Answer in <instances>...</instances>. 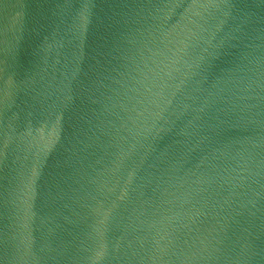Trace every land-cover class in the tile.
Wrapping results in <instances>:
<instances>
[{"label": "water", "instance_id": "obj_1", "mask_svg": "<svg viewBox=\"0 0 264 264\" xmlns=\"http://www.w3.org/2000/svg\"><path fill=\"white\" fill-rule=\"evenodd\" d=\"M0 264H264V0H0Z\"/></svg>", "mask_w": 264, "mask_h": 264}]
</instances>
